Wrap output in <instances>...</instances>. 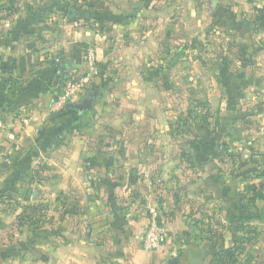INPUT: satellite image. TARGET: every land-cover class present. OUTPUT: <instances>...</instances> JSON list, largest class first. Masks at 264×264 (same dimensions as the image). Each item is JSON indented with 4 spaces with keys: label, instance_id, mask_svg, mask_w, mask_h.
<instances>
[{
    "label": "rangeland",
    "instance_id": "rangeland-1",
    "mask_svg": "<svg viewBox=\"0 0 264 264\" xmlns=\"http://www.w3.org/2000/svg\"><path fill=\"white\" fill-rule=\"evenodd\" d=\"M263 17L264 0H0L2 49L64 65V50L75 42L97 49L101 27L110 29L100 35L105 45L125 41L132 48L124 67L98 62L108 76L94 113L74 124L58 151L41 157L43 175L0 191V264H82L68 262L71 244L80 247L89 230L93 259L84 264H116L121 246L107 239L114 217H146L145 236L152 207L169 230L163 252H146L142 238L153 264H180L188 250L201 264H217L218 251L238 240L239 226L221 211L195 222L205 211L199 196L210 175L197 154L218 139L228 155L217 156H229L236 147L228 144L230 133L260 125L254 114L264 104ZM73 150L88 173L67 187L62 170ZM134 156L144 161L136 168L141 176L131 172ZM101 166L114 176L99 175ZM172 223L181 233L170 230ZM246 229L252 243L237 254L238 264H264V219Z\"/></svg>",
    "mask_w": 264,
    "mask_h": 264
},
{
    "label": "crops",
    "instance_id": "crops-1",
    "mask_svg": "<svg viewBox=\"0 0 264 264\" xmlns=\"http://www.w3.org/2000/svg\"><path fill=\"white\" fill-rule=\"evenodd\" d=\"M123 17V15H119L120 19ZM119 27L122 28V26ZM101 30L100 34L96 35L99 65L101 61H107L111 66L118 65L120 62L119 66L124 67L127 51L132 48H129L125 41H120L122 43H119L115 49L110 41L105 45V38H101L100 35H104L110 29L101 27ZM83 51L84 48L80 42L66 47L64 57L68 58V63L63 65H67L63 73L56 60L44 63L43 59H32L30 56L27 57L19 52H12L10 49L5 50L0 47V191L15 184L20 186L24 181L35 178L34 176L38 173L43 175L44 171H39L38 166L41 157L53 155L58 151L59 143L62 144L64 135L70 133L66 131L63 135H59L62 125L70 117L71 112L65 109L60 112L53 111L52 105L64 94V85L75 72L78 75L87 73L86 56H83ZM103 54L109 56V59L104 58ZM102 67L104 70H101V75L91 79L89 87L79 102L89 97L92 93L91 87L94 86L99 91L104 87L108 75H104L106 65ZM69 72L70 76L67 75ZM59 76H63V79L67 80L62 81ZM262 98L264 101V87H262V97L259 100ZM254 117L260 123L258 128L242 131L239 135L233 131L230 133L228 144L236 147H231L229 156H217L219 150H224V154L228 153L223 145L217 147L218 144H222L218 139L214 141L215 144L209 145L207 153L201 150L197 154V162L200 165L209 164L210 175L208 188L204 187L199 196V201L202 202H199V207L205 208V211L198 214L199 217L195 222L201 224L203 218L206 217L211 220L215 218L217 211L225 214V222L232 227L239 225L240 220L249 216H259L260 218L256 220L264 219V200H257L255 204H251L254 193L264 187V104L255 111ZM81 155L82 153L73 150L71 157L65 159L67 165L62 172L67 179V187H70L68 185L70 180L88 173H85L83 166L79 164L83 161ZM130 157L132 156L127 155L126 161L130 160ZM134 158L133 162L136 166L131 172L138 173V175L135 174L136 176H141L136 168L142 167L144 161L139 156H134ZM122 166L124 165H121V168ZM219 168H223L226 174H219ZM99 170L101 176L111 175L106 167L104 170ZM118 172H122V169ZM111 173L114 176V172ZM139 191L142 194H148L149 187L145 190L140 188ZM71 193L74 194V190ZM205 195L208 196V200L203 198ZM207 212L213 213V216H209ZM147 222L146 217L128 220H124L118 215L116 218L114 217L112 232L109 233L107 239L112 242L110 247L121 246L113 254L116 264L154 263L155 254L145 253L141 245ZM169 228L176 234L181 233L174 223L170 224ZM92 231H87V237L80 239V247L71 244V255L68 262H76L81 258L87 263L93 259L88 252L89 248L86 247L89 245L87 241L93 236ZM106 231L108 232V230ZM124 251L126 255L121 256ZM157 256L160 260L161 255ZM119 259L124 260L120 261Z\"/></svg>",
    "mask_w": 264,
    "mask_h": 264
},
{
    "label": "built area",
    "instance_id": "built-area-1",
    "mask_svg": "<svg viewBox=\"0 0 264 264\" xmlns=\"http://www.w3.org/2000/svg\"><path fill=\"white\" fill-rule=\"evenodd\" d=\"M97 51L90 47L86 53L87 73L78 75L76 78L69 80L64 85V94L53 103L52 110L56 112L63 111L68 103H78L81 96L89 87L93 77L101 75L98 67ZM151 220L148 230L143 239V247L146 252L152 253L160 250L169 241V230L160 223V215L156 208H151Z\"/></svg>",
    "mask_w": 264,
    "mask_h": 264
},
{
    "label": "trees",
    "instance_id": "trees-1",
    "mask_svg": "<svg viewBox=\"0 0 264 264\" xmlns=\"http://www.w3.org/2000/svg\"><path fill=\"white\" fill-rule=\"evenodd\" d=\"M262 27L264 29V17H263ZM86 53H87V49L83 51V56H86ZM59 78L62 81L67 80V79H63V76H59ZM224 84L227 85L226 82ZM96 91H99L98 88L94 86L91 87V92H96ZM65 110L71 112V115L62 125L59 135H62L66 131L72 132L78 127L74 124L81 121L82 118H84V115L86 113H91V114L94 113V111H79V110L69 108V107H66ZM199 151L200 149H198V152ZM257 200H264V187L260 191L254 193V197H253L251 204H255ZM257 218H260V217L259 216H256V217L249 216L239 221L238 226H239L240 234H239L238 240L233 244L232 247L218 251V253L216 254L217 264H238L240 262L237 254L244 252L246 244L248 242H251L252 240V237H249L246 233H244L247 230L246 225L250 222L256 221ZM179 261H180V264H201L202 263L201 261L196 259V257L194 256V253L190 250L183 253L180 256Z\"/></svg>",
    "mask_w": 264,
    "mask_h": 264
},
{
    "label": "water",
    "instance_id": "water-1",
    "mask_svg": "<svg viewBox=\"0 0 264 264\" xmlns=\"http://www.w3.org/2000/svg\"><path fill=\"white\" fill-rule=\"evenodd\" d=\"M58 67L60 68V70L64 73L65 72V68L66 66L63 65H58ZM97 98V92H94L93 94H91L87 99L78 102V103H68L67 107L69 108H73L79 111H93L94 110V104Z\"/></svg>",
    "mask_w": 264,
    "mask_h": 264
}]
</instances>
